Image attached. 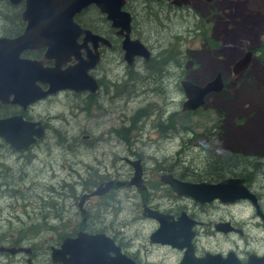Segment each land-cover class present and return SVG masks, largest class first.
<instances>
[{
	"label": "rangeland",
	"instance_id": "1",
	"mask_svg": "<svg viewBox=\"0 0 264 264\" xmlns=\"http://www.w3.org/2000/svg\"><path fill=\"white\" fill-rule=\"evenodd\" d=\"M221 2L227 4L215 13L208 42L202 41L199 32H185L173 15L161 14L158 23L164 27H157L143 21L139 12L132 37L150 49L148 62L137 59L135 66H126L119 43L114 42L112 49L103 50L100 65L91 73L101 85L95 100L65 92L58 99L42 101L30 112V121L45 130L40 144L21 153L0 146V165L27 177L22 194L28 198V188L35 185L28 199L32 209L25 210L17 201L8 210L4 207L9 201L0 202V234L10 233V241L31 244L36 264H48L49 247L60 234L74 231L81 223L73 204L79 195L109 179L128 181L133 173L128 161L141 160L149 185L147 196L160 185L158 177L164 173L194 181L212 180V173L251 176V183L264 184V170L259 167L264 163V0ZM4 9L3 21L8 25L11 9ZM92 16L81 23L109 36L88 21ZM248 51L254 52L248 72L234 76L233 64ZM217 72L226 78V92L212 95L200 110L182 112L185 97L180 80L206 82ZM64 137L79 148H69ZM30 158L31 164L24 165ZM64 165L69 167L64 169ZM70 168L81 173L80 179L71 175ZM141 194L124 187L108 197L92 199L88 210L100 215L102 224L83 229L105 230L116 215L125 222L140 217ZM171 194L161 188L155 199L147 198V206L163 210L171 204L166 198L173 201ZM183 205L195 209L192 203ZM117 208L122 212L117 214ZM8 215H18L24 224L13 217L7 221ZM138 228V224H129L124 231ZM152 229V222H143L141 231Z\"/></svg>",
	"mask_w": 264,
	"mask_h": 264
},
{
	"label": "flooded vegetation",
	"instance_id": "2",
	"mask_svg": "<svg viewBox=\"0 0 264 264\" xmlns=\"http://www.w3.org/2000/svg\"><path fill=\"white\" fill-rule=\"evenodd\" d=\"M124 4L121 7V11L125 12L130 18V38L132 37L133 27H136L135 17L139 15V12H142L144 15L145 22L149 21L150 24L157 27H164L162 24H159L160 15L171 16L173 15L175 23H178L180 28H183L185 32L196 31L199 32V35L202 37V41L208 42L207 32L210 30L209 26L214 21L215 13L223 11L227 2L222 3L221 0H122ZM112 3H108L107 6H111ZM5 6L11 9L8 11V17L11 18L10 24L6 25L5 20ZM23 12V4L13 5L9 3L8 0H0V39H16L22 36L26 31V23L21 19V14ZM94 14V16L88 19L93 25L98 26V28L104 29L109 36L102 33V31H96L89 24L81 23V20L86 18L88 15ZM106 14H103L99 9L93 5L87 7L81 12L77 13L73 21L80 28V30H87L94 35H98L107 40L106 45H101L97 48L98 52V61L95 67L89 71L91 75L92 71L97 69L100 65L104 52L103 50H110L113 48L114 42L119 43L120 49L122 51V59L126 66L133 67L136 64L137 59H142L145 62H148L151 59L150 49L145 47L149 52L148 59L142 57H135L132 63L129 65L124 57V50L122 49L123 37L118 35L117 32L119 28L112 26V21L108 20ZM151 20V21H150ZM166 18L163 20L166 22ZM2 24V25H1ZM7 27V30L5 29ZM79 32V31H78ZM113 37V39L111 38ZM77 44H84L85 34L79 32L76 37ZM114 40V41H113ZM138 40V39H137ZM91 49V43L87 45ZM87 48V50H90ZM79 56L86 59V47L80 48L78 50ZM44 50H27L21 54V58L28 60H41L43 57ZM253 58H254V52ZM65 57V56H64ZM253 60V59H252ZM3 60H1V63ZM74 61L66 62L62 69L67 68L68 66H73ZM44 66L51 67L53 62L44 61ZM250 68V66H249ZM248 68V70H249ZM248 70L246 72H248ZM5 70L2 65L0 68V78H4ZM244 72V73H246ZM221 74L223 81V89L220 93H210L204 98V104L201 108L205 107L208 103L209 98L212 95H219L223 92H226V78L222 72H217ZM244 73L238 75L239 77L244 75ZM216 74V75H217ZM215 75V76H216ZM92 76V75H91ZM93 77V76H92ZM94 78V77H93ZM95 79V78H94ZM213 79V78H212ZM211 79V80H212ZM210 80V81H211ZM98 84V89L95 93L90 92H79L75 93L73 91H59L57 94L49 95L44 99L28 104L25 108H22L19 104H13V96L7 98V102H1L0 100V120H6L12 117H21L24 121H30L31 108L41 103L42 101H50L51 99H58L60 95L65 92H69L73 95H87L90 98H95L98 94L101 85L97 79H95ZM183 81H189L194 85L204 86L209 81L206 82H195L184 78L180 80L181 90L183 91L184 97L185 93L182 87ZM43 90L47 89V86H42ZM1 90V89H0ZM95 100V99H94ZM186 100V97H185ZM183 104V103H182ZM200 107L193 111H183L182 112H195L201 109ZM50 118V117H49ZM56 119H58L55 116ZM49 120V119H48ZM42 139V138H41ZM40 140H36L34 144L30 145L26 150H15L8 143H6L2 138H0V146L8 145L15 152H28L32 148H36L40 144ZM64 140L69 148L79 146H73L72 141L68 137H64ZM55 143V142H53ZM56 144V143H55ZM73 150V149H70ZM32 154V153H31ZM32 156L35 157L34 154ZM30 158L28 161H24V165L31 164ZM137 161V160H135ZM127 162V161H126ZM130 162V161H128ZM127 162V164L132 168L133 173L131 178L128 181H117L115 179H109L105 182H113L112 189L100 197H91L85 199L81 208H79V203L81 197L85 194L91 193L99 185L105 183H99L93 190H84L78 197V200L74 201L76 205L78 214L81 217V223L79 226L71 232L60 234L57 241L51 245L48 249V264H59L55 263L51 258V252L53 249L57 250L60 248L61 244L66 238L74 239L77 237L78 233L84 232L89 235H104L113 243V248L108 253L107 260L110 264H196V261L205 260L207 256H219L222 260H228L229 256L233 255L238 260L239 264H264V184H253L251 183L252 177L245 178V176L232 177L229 175H221L219 173H212V180L207 179V181H194L188 179H178L172 174H160L158 181L160 185L152 189L150 196H147L149 191V185L146 184V179L144 178V172L141 165V181L144 186V190H139L134 185H129L133 175L134 169ZM133 162V161H131ZM69 167V166H68ZM64 165V169L68 168ZM260 170H264V163H260ZM258 167V169H259ZM85 168V167H84ZM92 167H89L88 170H91ZM71 175L75 174L78 179L81 177L80 172H76L74 169L70 168ZM18 174V173H17ZM13 172L11 168H5L0 165V202L8 200L6 203L5 209L13 210L15 202L19 201L25 210L30 207L32 198L30 195L31 190H34V186H31L27 193H29L28 198L22 194L23 185L27 180L26 175L19 173L17 175ZM264 174V173H261ZM233 175V174H232ZM163 176H171L172 178L192 184L206 183V184H217L229 178L240 179L243 181L241 184L242 193L240 198L233 202H222L219 199H213L209 202L200 203L193 198L185 195H178L172 191L168 184H165L162 181ZM235 176V175H233ZM116 183H121V185H116ZM124 187L134 188L137 190V193H142L141 198L142 210L140 217H134L129 221H119L118 215L115 216L113 221H111L110 227H104L105 230L97 231H87L83 227L87 225L102 224L100 215H92L90 210H88V204L94 198H105L113 194L116 189H121ZM65 188V187H62ZM67 188H69L67 186ZM161 188L165 189L168 192H172L173 201L169 200L171 204L164 208L163 210H154L153 208L147 206V198L150 200L157 197V192L161 191ZM70 190V189H69ZM170 190V191H169ZM54 189H51L50 193L54 194ZM140 195V194H139ZM229 197V195L227 194ZM164 198V197H163ZM129 199V197H127ZM192 203L197 209H188L186 205ZM181 204V205H180ZM104 212H107L109 205L106 203ZM32 206V205H31ZM175 207L174 209H172ZM32 209V207H30ZM149 210L151 212H157L159 214L169 216L170 219L167 220L166 225L173 229H182V231L174 232V241L169 242L166 238L172 237L173 233H163L159 237H154L156 231L160 228L158 221L151 219L147 216H144V211ZM118 213L122 212L121 209L117 208L114 210ZM3 209L0 205V214H2ZM21 213H24L20 211ZM236 212V214L234 213ZM11 215V214H10ZM8 215L7 221L12 217L18 223L24 224L18 215L10 216ZM30 217V216H29ZM48 216L45 217V219ZM143 222L153 223V229L150 232L141 231ZM191 227L189 229V224ZM129 224H138L139 228L135 232H125L124 228H127ZM33 226V225H32ZM86 229V228H85ZM112 229V230H111ZM29 231L27 230V235L23 238H27ZM191 233V236H190ZM10 233H1L0 234V247L4 248H25L29 249L27 254L21 252L17 254H10L7 252L0 253V264H16L17 261L21 262L22 260L25 264H36V250L32 247L31 244L23 242H12V238L9 237ZM118 249V250H117ZM69 258L68 255L65 257ZM215 264H219L218 262Z\"/></svg>",
	"mask_w": 264,
	"mask_h": 264
},
{
	"label": "water",
	"instance_id": "3",
	"mask_svg": "<svg viewBox=\"0 0 264 264\" xmlns=\"http://www.w3.org/2000/svg\"><path fill=\"white\" fill-rule=\"evenodd\" d=\"M13 5L23 4L21 19L26 23L25 33L16 39H0V68L5 70L4 78H0V100L7 102L13 96V104L25 108L28 104L57 94L59 91H73L95 93L98 84L89 74L98 61L97 48L106 45L107 40L91 32L80 30L74 23V16L93 5L107 19L112 21V26L119 28L118 35L123 37L122 49L126 62L130 65L135 57L148 59L149 52L137 39L130 38V18L121 11L124 4L122 0H8ZM112 3L111 6H107ZM85 34L84 44H77L76 37L79 32ZM91 43V49L87 46ZM86 47V59L79 56L78 50ZM90 49V50H87ZM27 50H44L41 60H28L21 58ZM65 56V57H64ZM253 53L248 51L232 66V74L238 76L246 72L252 62ZM1 60L3 62L1 63ZM53 62V66L46 67L43 62ZM68 61H74L73 66L62 69ZM221 74L204 86L194 85L183 81L182 87L186 100L182 104L183 111H193L204 104V98L210 93H220L223 89ZM42 86H47L46 90ZM45 130L39 123L24 121L21 117H12L0 120V138L15 150H26L35 141L44 136ZM134 169V175L129 185L144 190L141 181V166L139 160L128 162ZM162 181L168 184L172 191L178 195H185L204 203L213 199L222 202L238 200L242 193L240 179L229 178L217 184H192L178 181L171 176H163ZM121 185V183H116ZM113 187V182L99 185L91 193L81 197L79 208L85 199L100 197L108 193ZM229 195V197L227 196ZM144 216L159 222L160 228L154 234L159 237L163 233H173L166 238L174 241V232L182 229H173L166 225L169 216L144 211ZM191 223L189 224V229ZM191 236V233H190ZM113 243L104 235H89L81 232L74 239L66 238L60 248L51 252V258L59 264H110L107 260ZM118 250V249H117ZM29 252V249L0 247V253ZM66 255L69 256L66 259ZM239 264L235 256L230 255L229 261L222 260L219 256H207L205 260L196 261V264ZM188 264V263H187ZM193 264V263H191Z\"/></svg>",
	"mask_w": 264,
	"mask_h": 264
},
{
	"label": "trees",
	"instance_id": "4",
	"mask_svg": "<svg viewBox=\"0 0 264 264\" xmlns=\"http://www.w3.org/2000/svg\"><path fill=\"white\" fill-rule=\"evenodd\" d=\"M256 52H261V51H260V50H258V51H256ZM256 52H255V53H256ZM262 59H263V58H262ZM17 243H18V242H17Z\"/></svg>",
	"mask_w": 264,
	"mask_h": 264
}]
</instances>
